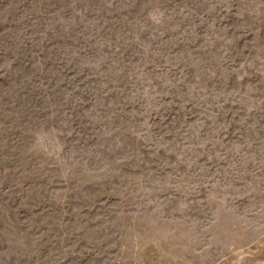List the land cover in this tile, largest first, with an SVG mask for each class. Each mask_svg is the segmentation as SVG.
Here are the masks:
<instances>
[{"label": "rangeland", "instance_id": "obj_1", "mask_svg": "<svg viewBox=\"0 0 264 264\" xmlns=\"http://www.w3.org/2000/svg\"><path fill=\"white\" fill-rule=\"evenodd\" d=\"M0 264H264V0H0Z\"/></svg>", "mask_w": 264, "mask_h": 264}]
</instances>
